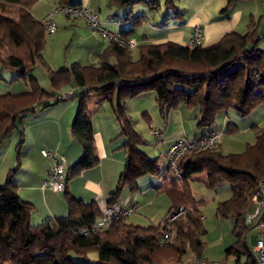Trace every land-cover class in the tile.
I'll return each mask as SVG.
<instances>
[{
	"label": "trees",
	"instance_id": "16d2710c",
	"mask_svg": "<svg viewBox=\"0 0 264 264\" xmlns=\"http://www.w3.org/2000/svg\"><path fill=\"white\" fill-rule=\"evenodd\" d=\"M36 1L0 0V58L3 66L17 71L16 78L26 77L33 67L44 64L53 90H61L73 81L84 88L77 94L80 104L70 125L82 153L66 170L64 190L68 213L48 218L38 225L30 221L33 204L21 198L14 182L18 166L10 169L0 185V264H166L187 259L191 251L201 256L206 229L192 194L191 180L205 167L214 171L217 183L227 179L232 182V196L219 202L217 212L234 219L235 240L231 252L237 257L246 254L252 264H256V257L246 244L247 232L252 227L247 224V213L249 199L264 177V128L254 127L256 139L242 152L224 153L220 143L182 155L178 161L182 183L175 180L165 190L171 197L172 207L165 219L156 225H135L122 218L102 232L89 236L76 233L98 220L103 207L95 201L85 202L72 195L66 186L70 178L100 162L95 153L93 122L85 101V96L91 92L113 88L120 99L124 90L135 96L153 88L165 119L172 108L185 103L198 108L197 125L207 126L210 131L217 129L216 120L222 112L233 109L245 116L264 105V52L255 40L254 23L246 33H227L208 46L189 47L173 41L141 44L137 58L131 49L110 43L98 63H73L55 69L47 65L42 54L47 29L42 19L32 13L31 7ZM136 1L143 0H110V4ZM158 1L149 0L148 4ZM73 2L60 0V4H80ZM8 6L15 8L10 11L17 17L7 14ZM127 34L123 33L125 37ZM5 48H9V52L4 56L1 50ZM112 57H115L114 62ZM29 87L22 93H0V144L16 129L19 121L33 113L37 106L51 105L49 98L56 95L44 89L36 77L30 78ZM116 104L114 110L121 135L126 136L123 146L127 158L119 184L110 193L106 206L115 205L126 183L136 190L140 176L159 171L156 159L140 149L143 136L132 125L131 116L123 110L121 101ZM236 128L235 123L227 125L228 132ZM22 142L23 132L18 152ZM166 161L170 170L169 160ZM179 208H184L182 214L170 219L172 211ZM169 226L175 235L172 242H165L162 237ZM93 251L97 252L95 260L90 257Z\"/></svg>",
	"mask_w": 264,
	"mask_h": 264
},
{
	"label": "crops",
	"instance_id": "0c3cea01",
	"mask_svg": "<svg viewBox=\"0 0 264 264\" xmlns=\"http://www.w3.org/2000/svg\"><path fill=\"white\" fill-rule=\"evenodd\" d=\"M148 1L149 0L136 1V4H124V7H122L123 5H111L110 0H74L73 3H80L92 9L98 10L100 12V16H103L101 17L102 21L106 24V26L110 28V30L116 33H120L121 35H123V33H128V37H125L124 35L123 36L125 38L134 39L137 45L135 48H138L137 52H133L135 48L131 49L134 58L138 57L139 46L141 44L173 41L185 45L194 37L196 28H200L202 36L201 45L208 46L221 40V38L227 33L233 31L241 34L246 33L250 29V25L252 23H254L256 28L255 40L258 44V47L264 52V0H171L170 3H168L167 0H159L154 4H148ZM48 4L52 8L55 6L56 9V7L60 5V0H55L54 3L48 2ZM137 6H141L142 9ZM135 8H138V10L140 11H137L136 13L134 11ZM148 9L150 10L151 15L147 14L146 10ZM103 11H105V15L102 14ZM68 17L70 19V25L66 26V28H71V30L73 31V39L75 38L77 47L84 46L85 52L88 54L87 58L89 61H92V59H95L94 61H96L98 58L100 60V55L104 51H106L110 43L102 35H100L99 32L91 30L90 27L87 26V23L82 21V19L78 17ZM73 39L71 40V43ZM43 51L42 54L44 56ZM112 58L115 60V57ZM80 60L82 61V63L84 62L82 58ZM79 61L72 62L71 64L78 63L81 65H87L82 64ZM46 63L47 65L55 69L69 67L71 65H65L61 63L58 66H56L55 64L56 67H54L52 66L54 65L53 61L52 65L47 61ZM72 84H74V87L79 86L75 81H73ZM68 86L63 89L67 88V91H70ZM82 90L83 89H80V91ZM58 92L61 93L60 90H58ZM98 94L99 95L97 96L101 103L107 96L112 94L113 99L110 102L112 104V107L114 108V98L116 97L117 92L113 88H110L106 92H98ZM93 95L94 93L92 92L87 94L85 96V101L87 105V113L91 116L93 122L95 153L99 157L100 162L93 167L84 169L80 174L72 177L67 181L66 186L67 190L71 192L72 195L83 199L85 202L95 201L100 207H104L108 202L110 193L115 190L119 184L116 178L120 171L119 164L122 162L124 163L125 167L126 159L124 158V155H120L117 157L113 155L112 167L109 162H104V159L109 157V147L107 141H105V132H103L101 128L96 124V110H99V108L97 107L95 109L94 104L89 106V100L94 97ZM125 95H128V92L126 90H124L123 96ZM79 104L80 99L79 103L76 101L66 103L63 106L64 110H53V113L49 115L51 117L49 121L52 122L49 123L47 133H45V126L43 125V123L38 122L34 125L35 121L32 122L30 126L25 128V130L20 131V138L21 132H23V142L19 147L21 158L20 165L23 168V172L14 174V182L18 186V192L21 198L31 202L34 206L30 216V221L33 225L41 224L48 218L65 215L68 213L66 191L65 194H62L63 190H53L50 187L44 185L54 164L55 158L58 159V157L55 152L50 151L52 156H47L44 155L42 151L46 150V140L52 138V146L57 145V150L60 152V154H62L61 156L65 157L66 159V170L80 157L82 153V147L81 144L72 136L70 127L71 122L79 108ZM38 107L39 106L36 107V110L38 109ZM181 108V127L178 131L175 132V134L169 137L166 135L165 139L162 137V129L160 136H157L154 133L156 138H160L157 139V144H162L164 142L166 144L164 149L165 151L162 150V148L159 149L160 159L151 157L145 150L142 149V145L145 142L140 145V149H142L143 152H145L151 158L156 159V164L159 166V171L151 173L159 175L161 182L157 185V188L160 191H165L166 189H168L171 186L172 182L175 180H177L179 183H182V181L175 176V173L169 170V168L167 169V158L165 155L168 149L176 142L177 139L186 135L190 136L188 133V128L186 127V122L190 123V118L192 116L196 118L198 122L197 107H189V109H186L185 107ZM190 108H192V110ZM193 109H197V111ZM36 110L33 112L34 114H32L31 117H37L39 115V112L35 113ZM258 127L261 128L260 126ZM110 128L113 131V134L110 137V149L113 150V144L111 141L116 137L115 133H117L118 130L111 126ZM216 128L219 129L217 124ZM197 129V133H195L194 136L205 134L210 131L209 127H205L204 129H202L198 126ZM119 133L121 134V132ZM123 144L120 146V148L123 147L125 149ZM14 165L15 164L13 162L6 164V167L0 173V185L4 182L3 180H5L8 172L13 168ZM75 177L83 178V186L81 190L77 189V183L75 182V179H73ZM193 178L194 179L191 180L192 194L196 202L198 203L200 201L198 199H203V197L200 195L199 197L197 196V193H199V191L193 188V182L214 186L216 185L217 181L215 180L214 171L207 167H205L201 172L195 173L193 175ZM137 188L138 183L136 182V189ZM229 198L225 200H228ZM130 202L136 203L137 208L135 211H137L139 209L138 201L135 198H132V200H129V202L125 203V205L129 204ZM250 204H253L255 207L253 214L256 218L257 205L253 197L249 199V205ZM171 207L172 205L170 206L169 211ZM197 208L200 212V208L198 206ZM253 214H251V218ZM226 216L228 217L230 215ZM203 217L204 216L201 214L202 219ZM232 220L234 227V219L232 218ZM231 251L232 246L226 256L229 257L230 255L232 257H237V255ZM254 256L256 257V255ZM240 257L247 259L252 264V261L246 254L240 255Z\"/></svg>",
	"mask_w": 264,
	"mask_h": 264
},
{
	"label": "rangeland",
	"instance_id": "374dc122",
	"mask_svg": "<svg viewBox=\"0 0 264 264\" xmlns=\"http://www.w3.org/2000/svg\"><path fill=\"white\" fill-rule=\"evenodd\" d=\"M48 2L54 3L55 0H37L34 5H32V11L36 18L42 19L48 12L55 10V6L53 8L50 7ZM122 7H124V5ZM137 7L141 8V6ZM14 9L15 8H11V6H8L7 14H11L13 15V17H17L16 13L12 12L14 11ZM134 11L137 13V11L140 10H138V8H135ZM146 11L148 15H151L149 9ZM102 14L105 15V11H103ZM54 20L57 25V31L54 34H49L47 32V41L43 51L45 59L49 64L52 65L53 61L54 65L52 66L54 67L58 66L61 63L70 65L72 62L79 61L81 58L85 62L82 63V61L80 60L79 62H81L82 64L88 65L99 62V58L96 61H94L95 59L89 61L87 58L88 54L85 52L84 46L77 47L76 40L75 38L73 39V31L71 30V28H66V26L70 25V19L65 13H57L54 17ZM87 26L89 27L88 24ZM72 39L73 41L71 43ZM135 51L137 52L138 48H135L133 50V52ZM8 52L9 48L1 50V53L4 56ZM111 61L114 62V59L112 58ZM46 69L47 68L44 64H39L33 67V69L28 72L26 77L16 78L17 71L15 69H12L11 67L3 66L2 58H0V93L16 94L29 90V80L33 76L37 78L39 84L43 88L50 92H55V94H59L58 91H55L51 88V83ZM68 88L73 93V96L62 100H56L55 96H51L49 98V100L52 101L51 105L46 107L43 104L39 105L38 109L35 112H39V115L37 117H31L34 113L28 114L22 121L18 122L16 129L3 140V142L0 144V173L4 170L6 164L10 162H13L15 164L13 167L18 166L15 174H17L18 172H23V168L20 165V152H18L17 150V143L20 140V131L25 130V128L30 126V124L35 121L34 125L38 122L43 123V125L45 126V133H47L49 123L52 122L49 121L51 119L49 115L53 113V110H64L63 106L71 101H76L79 103V96L77 94L80 92V89L84 88L80 86L74 87V84L68 86ZM60 92L65 93L68 91L66 88L60 90ZM92 93H94V97L89 100V106L94 104L95 109L97 107L99 108V110H96V124L101 128L103 132H105V141H107L109 147L110 158L108 157L104 159V162H109L112 167L113 155L116 157L124 155V158H127V152H125V149L123 147L120 148V146L126 141V136L119 133L121 132L120 123L117 119L116 112L110 102L113 99V95L111 94L107 96L101 103L97 96L99 95L98 92L94 91ZM117 97H119L118 93L114 98L115 106H118V104L116 103L118 101H121L123 110L129 116H131L132 125L143 136V140L145 143L142 145V149L145 150L151 157L160 159L159 149L162 148V150H164L166 144L165 142L162 144H157L158 137L156 138L153 129H162V137L165 139L166 135L168 137L172 136L181 127V107H185L186 109H189V107L186 106L185 103H180L177 107L172 108L169 111V114L165 119L160 107L156 103V90L153 88L142 91L140 94L135 96L125 95L122 98L120 97V99H117ZM190 109L192 110V108ZM193 110L197 111V109ZM229 122H234L238 125V128H236V130L233 132H228L227 125ZM186 124L189 135L194 136V134L197 133L198 130L197 119L192 116L190 118V123L186 122ZM216 124L223 133L221 150L224 153L242 152L245 150L248 143H253L256 139V132L254 128L255 125L264 128V105L258 106L249 115L245 116L237 114L233 109L227 112H222L218 115ZM110 126L118 130V132L115 133L116 137L111 141L113 144V150L110 149V137L113 134ZM205 127L207 126H203L201 128L204 129ZM52 143V138L46 140V150L55 152L58 159H61L62 154H60V152L57 150V145H54L56 146L54 147L52 146ZM119 168L120 171L116 177L118 183L120 180V173L124 169V163L121 162L119 164ZM73 179H75V182L77 183V189L81 190L83 186V178L75 177ZM160 182L161 180L158 174L149 173L138 179V188L136 190H132L129 183H126L124 185L117 201L115 202V205L124 206L125 203H128L129 200H132V198H135L139 203V209L135 212H132L128 217H126V221L128 223L141 226H149L156 225L165 219V217L169 213L168 211L170 206L172 205V201L170 195L166 191H160L157 188V185ZM231 186L232 182H230V180L228 179L220 183H216V185L214 186L193 182V188L199 191V193H197V196L199 197L200 195L203 197V199H198L200 200L198 202V207L201 210L200 213L204 216L203 220L206 229V233L203 237L205 246L200 252L201 256L204 258L216 259L226 257V254L234 244L235 238L233 234L232 217L217 214L218 203L231 196ZM63 193L65 194V190L62 191V194ZM254 208L255 207L253 204H250L248 206L249 211L247 216V224H252V227L247 232L246 240L249 249L253 251L254 255H257L255 246L258 239V230L255 226L256 218L253 214ZM251 214H253L252 218ZM90 255L92 259L95 260L97 257V252L93 251L90 253ZM192 256H195L194 251L189 252L185 258H190ZM229 258L234 257L229 255Z\"/></svg>",
	"mask_w": 264,
	"mask_h": 264
},
{
	"label": "built area",
	"instance_id": "2783aa9c",
	"mask_svg": "<svg viewBox=\"0 0 264 264\" xmlns=\"http://www.w3.org/2000/svg\"><path fill=\"white\" fill-rule=\"evenodd\" d=\"M57 13H65L71 17H78L86 22L89 27L95 31L99 32L109 43H115L122 47L129 49L135 48L136 42L132 38H125L120 33H116L110 30L105 23L102 21L100 12L96 9H92L86 5L82 4H60L56 7L54 11L49 12L42 19L46 26L47 32L49 34H54L57 30V25L54 17ZM202 44V36L200 28H196L194 37L186 43L187 46L193 47ZM72 92L68 91L65 93H59L55 95L58 100L70 98ZM154 133L160 136L161 129L154 128ZM160 139V138H158ZM223 133L221 130H211L205 134L195 135V136H182L176 140V142L168 149L166 153V158L170 163V170L175 173V176L179 179L182 178L181 171L178 168V161L182 155L185 153L202 148H212L217 146L222 142ZM42 153L47 156H52L51 152L48 150H43ZM66 179V159L62 157L61 159H56L50 170L47 180L44 185L50 187L53 190L62 191L65 188ZM253 199L257 205L256 213V227L258 230V239L255 246L256 264H264V177H262L258 182V188L253 194ZM137 208L136 203L130 202L124 206L108 205L104 206L102 210L101 217L96 220L91 226L83 227L79 231L84 235H92L93 233L102 232L109 227H111L116 221L128 217ZM184 208L175 209L172 211L170 219L180 216ZM175 231L171 226L164 233L162 240L165 242H172L174 239ZM166 264H251L250 261L242 257H222L218 259H208L202 256H195L182 261H175Z\"/></svg>",
	"mask_w": 264,
	"mask_h": 264
}]
</instances>
